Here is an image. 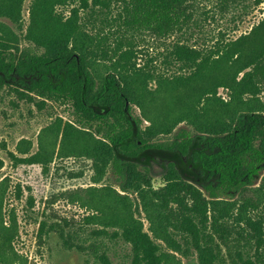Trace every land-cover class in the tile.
Returning <instances> with one entry per match:
<instances>
[{"label": "trees", "instance_id": "16d2710c", "mask_svg": "<svg viewBox=\"0 0 264 264\" xmlns=\"http://www.w3.org/2000/svg\"><path fill=\"white\" fill-rule=\"evenodd\" d=\"M76 1L33 0L26 40L35 47L29 50L0 21V88L66 104L73 120L51 127L52 153L91 163V183L65 190L67 199L92 210L87 221L95 235L112 230L129 245L132 264H184L179 255H187V247L195 255L189 264H264V217L254 218L264 209V19L214 54L176 44L171 58L180 71L161 74L137 65L130 41L127 50H109L100 34L86 30L77 8L69 16L58 11ZM192 1L127 0L125 25L169 37L191 22ZM24 2L0 0V19L19 24ZM220 88L230 90L229 100ZM164 136L173 137L159 141ZM109 173L114 184L104 183ZM8 189L5 178L0 264H38L14 246L18 229L4 210ZM57 231L67 248L86 250L71 235L66 239L59 224L42 222V234ZM229 234L246 238L242 250ZM100 245L87 246L89 264H112Z\"/></svg>", "mask_w": 264, "mask_h": 264}, {"label": "rangeland", "instance_id": "374dc122", "mask_svg": "<svg viewBox=\"0 0 264 264\" xmlns=\"http://www.w3.org/2000/svg\"><path fill=\"white\" fill-rule=\"evenodd\" d=\"M106 1L107 4L103 5L94 0H77L75 5L59 7L58 11L69 16L72 8H77L86 30L100 34L109 50H127L130 41L137 65L161 74L180 71L171 58L176 44H188L205 55L214 54L218 49L250 35L264 19V0H193L189 25L184 31L164 38L127 28L124 18L127 0ZM32 2L25 0L19 24L0 19L11 26L25 50L35 47L26 40ZM242 77L243 74L240 75ZM219 95L229 100L230 90L220 88ZM133 112L135 116H141L140 110L135 107ZM71 120L73 118L64 103L40 93L22 92L16 87L0 88V181L8 179L4 210L7 222L15 220L18 229L14 246L20 254L38 264H89L93 256L88 253L87 246L101 244L100 253L106 251L112 264H132L130 246L119 237H112V230L110 235H95L93 231L96 227L87 221L92 210L66 197L65 190L88 187L92 176L88 160L77 159L73 155L56 158L52 153L54 135L51 127L61 121L65 123ZM172 137L164 136L159 141L168 142ZM60 145L61 138L57 151ZM160 171V166L156 165V185L159 183ZM104 183H115L111 173ZM262 216L264 209L262 215H255L254 218ZM139 217L144 221L145 229H148L145 215ZM42 222L46 223V228L51 224H59L66 239L71 235L72 243L82 244L86 250L67 248L59 237V231L49 237L42 234ZM229 235V239L236 238V242L240 243L239 249L242 250L247 244L246 238ZM187 249L186 257L179 255L184 264H189L188 260L195 257L194 249ZM250 253L252 256L257 254L256 248ZM222 256L229 259L226 246L223 247Z\"/></svg>", "mask_w": 264, "mask_h": 264}]
</instances>
